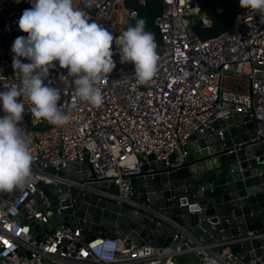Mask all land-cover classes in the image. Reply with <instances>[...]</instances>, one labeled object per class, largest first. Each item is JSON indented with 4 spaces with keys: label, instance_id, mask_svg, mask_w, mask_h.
<instances>
[{
    "label": "built area",
    "instance_id": "built-area-1",
    "mask_svg": "<svg viewBox=\"0 0 264 264\" xmlns=\"http://www.w3.org/2000/svg\"><path fill=\"white\" fill-rule=\"evenodd\" d=\"M147 1L92 0L88 6L87 0H74V5L90 22L118 37L137 19L136 7L146 6ZM151 1L160 2L162 10L154 20L160 43L156 47L157 71L149 82L136 81L128 63H120L115 45L116 67L97 85L103 96L99 107L77 98L74 77L66 69L58 65L49 69L45 83L60 90L58 104L69 121L53 126L42 119L23 117L19 124L33 157L31 176L23 189L0 191V264H177L179 256L190 252H197L203 264H255L242 263L231 251V242H202L183 228L173 237L177 244L159 248L134 243L129 236L87 241L77 222L74 227L57 224L50 234L46 227L33 231L34 225L49 226L73 207L72 201L66 204L60 186H66L70 194L76 190L132 204L128 200L131 179L141 174L148 156L164 168H179L190 138L218 121L236 115L248 118L256 132L253 141L264 143L261 14L246 9L224 32L202 40L195 25L203 29L212 25L209 15L201 10L203 0ZM30 7L28 0H0V91L19 84L12 68L11 47L16 38L26 36L18 30L17 22ZM213 11L221 14L222 7L215 5ZM23 103L25 113L30 114L28 102ZM3 115L0 110V117ZM85 157L91 181L86 171L77 170L74 176L67 172ZM47 167L56 172L65 170L66 175L49 174ZM42 185L53 187L50 194L40 189ZM168 223L173 224L169 219L158 224ZM37 236L39 242L35 241ZM108 242L117 248L113 260L104 261L95 249Z\"/></svg>",
    "mask_w": 264,
    "mask_h": 264
},
{
    "label": "water",
    "instance_id": "water-1",
    "mask_svg": "<svg viewBox=\"0 0 264 264\" xmlns=\"http://www.w3.org/2000/svg\"><path fill=\"white\" fill-rule=\"evenodd\" d=\"M23 117L33 118L28 113ZM255 138L253 122L236 115L194 134L184 147L186 155L179 168H164L148 156L141 174L131 179L128 200L132 204L76 190L70 194L66 186H60L66 204L72 201L73 207L49 226L34 225L33 231L46 227L50 234L57 224L74 227L77 222L87 241L129 236L134 243L159 248L177 244L173 237L183 228L202 242H231V251L242 263L264 264V143ZM77 170L93 179L87 157L67 172L74 176ZM45 171L66 175L65 170L50 167ZM40 189L48 195L53 187ZM164 219L173 224H158ZM177 264L203 262L197 252H190L179 256Z\"/></svg>",
    "mask_w": 264,
    "mask_h": 264
},
{
    "label": "clouds",
    "instance_id": "clouds-1",
    "mask_svg": "<svg viewBox=\"0 0 264 264\" xmlns=\"http://www.w3.org/2000/svg\"><path fill=\"white\" fill-rule=\"evenodd\" d=\"M31 7L18 20V30L26 36L15 39L11 47L12 68L19 84L0 91V191L23 189L31 176L32 155L29 142L19 127L26 100L30 115L53 126H64L69 117L59 106L61 92L45 81L49 69H66L74 77L80 101L99 107L102 90L97 85L108 78L116 64L113 45L120 63H131L139 84L149 82L157 71L158 56L153 33L138 19L118 37L92 21L74 5V0H28ZM91 6L92 0H87ZM239 7L258 11L264 18V0H239ZM27 60L28 63H23ZM54 62H56L54 64ZM22 98V100L20 99ZM117 245L97 246L96 255L113 260Z\"/></svg>",
    "mask_w": 264,
    "mask_h": 264
},
{
    "label": "trees",
    "instance_id": "trees-1",
    "mask_svg": "<svg viewBox=\"0 0 264 264\" xmlns=\"http://www.w3.org/2000/svg\"><path fill=\"white\" fill-rule=\"evenodd\" d=\"M215 5H220L222 7L221 14L216 15L214 13L213 10ZM136 8L138 10L137 19L132 21L127 28L129 26H135L138 19H144L146 21L145 30L153 33L155 43L158 45L160 43V38L157 28L154 25V20L161 13V3L148 0L146 6ZM201 10L209 15L212 20V25L205 29L201 28L199 25H195V32L202 40H208L224 32L230 26L233 19L246 9L239 7V0H203ZM128 67L134 70L131 63H128Z\"/></svg>",
    "mask_w": 264,
    "mask_h": 264
}]
</instances>
